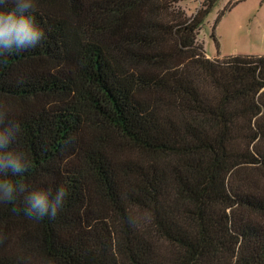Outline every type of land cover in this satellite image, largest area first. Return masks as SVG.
Wrapping results in <instances>:
<instances>
[{
	"label": "trees",
	"instance_id": "obj_1",
	"mask_svg": "<svg viewBox=\"0 0 264 264\" xmlns=\"http://www.w3.org/2000/svg\"><path fill=\"white\" fill-rule=\"evenodd\" d=\"M182 1L37 0L0 113L30 163L14 182L68 196L39 221L0 203V264H264V55L208 56L219 0Z\"/></svg>",
	"mask_w": 264,
	"mask_h": 264
},
{
	"label": "clouds",
	"instance_id": "obj_2",
	"mask_svg": "<svg viewBox=\"0 0 264 264\" xmlns=\"http://www.w3.org/2000/svg\"><path fill=\"white\" fill-rule=\"evenodd\" d=\"M36 4L37 0H0V57L34 48L44 38L32 14ZM21 132L19 121L0 113V203L12 202L22 194L25 217L36 221L53 218L66 202V187L29 189L12 179L30 167L27 156L11 148Z\"/></svg>",
	"mask_w": 264,
	"mask_h": 264
},
{
	"label": "rangeland",
	"instance_id": "obj_3",
	"mask_svg": "<svg viewBox=\"0 0 264 264\" xmlns=\"http://www.w3.org/2000/svg\"><path fill=\"white\" fill-rule=\"evenodd\" d=\"M202 1L184 0L181 5L192 15ZM229 2L219 0L200 29L198 39L203 42L208 56L264 55V0ZM220 14L214 38L213 27ZM261 178L264 180V175Z\"/></svg>",
	"mask_w": 264,
	"mask_h": 264
}]
</instances>
